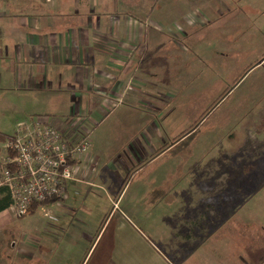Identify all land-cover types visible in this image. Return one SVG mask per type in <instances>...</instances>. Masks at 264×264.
<instances>
[{"label":"crops","instance_id":"obj_1","mask_svg":"<svg viewBox=\"0 0 264 264\" xmlns=\"http://www.w3.org/2000/svg\"><path fill=\"white\" fill-rule=\"evenodd\" d=\"M36 1H8L35 10L9 11L13 25L7 12H0V104L2 95L5 103L26 99L23 109L33 118L54 109L67 112L64 122L54 118L58 131L72 143L86 140L89 147L77 161V181L70 183L66 199L34 212L41 206L67 210L72 216L66 214L69 221L63 224L69 227V241L96 244L100 235L93 234L92 210L85 206L91 201H83L84 191L108 192L110 202L117 195V229L94 264H264V221L250 212L253 202L257 213L264 206V75L259 85L240 92L243 81L224 93H198L201 102L193 101L191 122L132 125L133 138L115 141L120 157L105 160V145H98L102 141L94 140L93 131L119 105L127 101L131 107L160 111L130 91L142 63V27L131 18L117 21L108 12L90 13L93 0H74L76 9L85 12L82 17L80 11L68 17L53 12L58 0ZM4 3L0 10L8 7ZM64 83L75 97L68 108H56V100L66 95ZM1 180L0 171V188ZM77 212H86L88 220L73 217ZM155 212H162L158 228ZM19 219L14 207L0 212V264L74 263L42 245L34 250L19 243L10 230ZM120 223L139 234L124 235ZM89 254L91 260L94 253Z\"/></svg>","mask_w":264,"mask_h":264},{"label":"rangeland","instance_id":"obj_2","mask_svg":"<svg viewBox=\"0 0 264 264\" xmlns=\"http://www.w3.org/2000/svg\"><path fill=\"white\" fill-rule=\"evenodd\" d=\"M58 1V5L55 1L52 3L56 9L53 12L61 11L68 17L72 12L80 11V16H85L83 10L76 9L74 0ZM4 4L1 6L8 7L1 9L0 12H7L10 25H13L11 19L13 14L9 11L14 12L15 8L17 11H35L31 7L30 10H25L24 7L15 6L23 5L21 3ZM100 10L113 14L119 19L117 21H120L121 17L123 20L131 18L142 27V38L138 45L140 54L138 57L142 55V63L130 91L143 97L142 101L153 104V107L160 106L158 107L160 111L141 110L144 109L141 104L140 108H135L124 101L101 124L99 123L97 128L94 127L93 129L96 128L93 131L94 140L96 142L101 140L102 142H98L100 146L101 143L105 145L101 146L103 151L101 156L105 160L120 157L118 154L120 148H114L115 141L125 143L133 138L130 134L136 133V128L131 127L132 125L167 123L173 126L184 120L191 122L193 101L201 102L198 93L215 94L222 91L224 93L243 81L245 83L239 89L240 92L259 85L258 79L264 75V69L253 70L257 65H264V0H93L90 13ZM62 69V67L57 69L59 74ZM133 73L134 70L131 75ZM63 88L66 95L56 100V108L61 106L68 108L69 98L71 100L75 97L76 91L67 90L65 83ZM141 91L142 93H138ZM58 92L61 93L62 90ZM8 100L5 103V97L2 95L0 130L11 135L19 125L34 116L30 117L31 113L23 109L27 106L26 99ZM11 103L17 108L6 106ZM59 112L61 110L54 109L53 113H42L39 116L51 119L58 117L64 122V118L68 117L67 112L64 114ZM135 144L133 142L132 146ZM123 147L125 150L126 146ZM121 157L126 161L123 151ZM128 179L129 177L126 182ZM92 192L97 194H91L89 190L84 191L82 199L86 203L90 197L88 201L91 202L88 205L84 204L92 210L89 221L95 225L91 227L93 234L100 235L96 244L95 241L84 244L70 242L68 236L70 232L65 233L69 227L63 222L69 221L66 214L70 216L72 214L67 210L58 211L44 206L38 208L32 215L20 218L10 230L16 235L19 243L30 244L34 250L42 245L48 252L53 251V256H58L62 261L69 257L74 259L73 264H94L105 241L112 237L117 229L115 223L116 219L120 218V211L115 208L119 198L117 195H114L116 198L110 202L108 192L99 190ZM81 203L84 205L82 200ZM254 204L256 203L251 204V215L264 221V206L260 205L258 215ZM76 207L81 208L80 204H75ZM85 213L77 212L73 217L88 220ZM155 214L157 219L154 225L158 228L162 221V212ZM138 225L147 233L143 225ZM118 229L124 235L139 234L138 230L128 229L122 223ZM73 237L81 238L75 233ZM89 251L94 253L91 260ZM15 263L18 264L17 261Z\"/></svg>","mask_w":264,"mask_h":264},{"label":"built area","instance_id":"obj_3","mask_svg":"<svg viewBox=\"0 0 264 264\" xmlns=\"http://www.w3.org/2000/svg\"><path fill=\"white\" fill-rule=\"evenodd\" d=\"M1 184L15 201L18 217L37 204L66 199L68 185L77 181L76 162L87 152L86 140L68 141L49 117L19 125L0 145Z\"/></svg>","mask_w":264,"mask_h":264},{"label":"trees","instance_id":"obj_4","mask_svg":"<svg viewBox=\"0 0 264 264\" xmlns=\"http://www.w3.org/2000/svg\"><path fill=\"white\" fill-rule=\"evenodd\" d=\"M0 1H4V2H8V1H17V0H0ZM8 135L7 134H1L0 133V145L5 141V138L7 137ZM0 152H1V147H0ZM77 164V162H76ZM70 185V184H69ZM68 185V187H69ZM67 196V195H66ZM65 200V199H64ZM63 201V200H62ZM50 202H58L56 200H53V201H48L44 204H37V205H34L31 209V211L28 212L27 215H25L24 217L28 216V215H32L34 213V210L37 206H40V205H46L47 203H50ZM15 204V201L13 200V197H12V194L11 192L9 191L8 188L4 187L2 184H1V188H0V212L1 211H5L11 207H13ZM20 218H23V217H20Z\"/></svg>","mask_w":264,"mask_h":264}]
</instances>
